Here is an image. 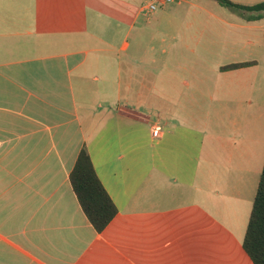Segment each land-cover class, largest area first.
I'll return each mask as SVG.
<instances>
[{
  "label": "crops",
  "instance_id": "crops-1",
  "mask_svg": "<svg viewBox=\"0 0 264 264\" xmlns=\"http://www.w3.org/2000/svg\"><path fill=\"white\" fill-rule=\"evenodd\" d=\"M147 1L0 0V264H253L264 14ZM82 148L117 210L101 232Z\"/></svg>",
  "mask_w": 264,
  "mask_h": 264
},
{
  "label": "trees",
  "instance_id": "trees-1",
  "mask_svg": "<svg viewBox=\"0 0 264 264\" xmlns=\"http://www.w3.org/2000/svg\"><path fill=\"white\" fill-rule=\"evenodd\" d=\"M232 11L249 14L248 21L262 18L264 1L253 6H241L230 0H212ZM252 63L233 64L221 70H234ZM69 181L77 201L89 223L101 232L116 215L117 210L99 181L85 148H82L69 174ZM242 247L253 264H264V161L252 203Z\"/></svg>",
  "mask_w": 264,
  "mask_h": 264
},
{
  "label": "rangeland",
  "instance_id": "rangeland-1",
  "mask_svg": "<svg viewBox=\"0 0 264 264\" xmlns=\"http://www.w3.org/2000/svg\"><path fill=\"white\" fill-rule=\"evenodd\" d=\"M147 1V0H146ZM210 4H214L213 2L209 1ZM172 5V4H171ZM173 6V5H172ZM216 6V5H215ZM263 68H264V64H263ZM264 83V82H263ZM262 97L264 98V91L262 94ZM246 107V106H245ZM263 111V110H262ZM249 118V117H248ZM257 126V127H256ZM254 128H258V131L261 132L264 129V111H263V115H262V119L260 120V123L258 125L254 124L253 126ZM250 128V124L248 126V131ZM227 154L226 151H223V149L221 148H217V150L213 153L212 157L214 159V162L216 163V166L218 167H223V168H227L228 164H227Z\"/></svg>",
  "mask_w": 264,
  "mask_h": 264
},
{
  "label": "built area",
  "instance_id": "built-area-1",
  "mask_svg": "<svg viewBox=\"0 0 264 264\" xmlns=\"http://www.w3.org/2000/svg\"><path fill=\"white\" fill-rule=\"evenodd\" d=\"M183 0H148L141 7V12L145 15L151 14L161 6L169 4H179Z\"/></svg>",
  "mask_w": 264,
  "mask_h": 264
}]
</instances>
